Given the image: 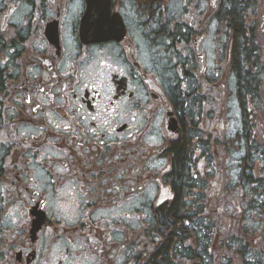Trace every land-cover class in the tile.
<instances>
[{"label": "flooded vegetation", "instance_id": "1", "mask_svg": "<svg viewBox=\"0 0 264 264\" xmlns=\"http://www.w3.org/2000/svg\"><path fill=\"white\" fill-rule=\"evenodd\" d=\"M239 1L235 30L227 0H0V264H264V0Z\"/></svg>", "mask_w": 264, "mask_h": 264}, {"label": "trees", "instance_id": "2", "mask_svg": "<svg viewBox=\"0 0 264 264\" xmlns=\"http://www.w3.org/2000/svg\"><path fill=\"white\" fill-rule=\"evenodd\" d=\"M228 1V5H229V18H230V24L232 26L233 29H238L239 26H241L243 24V16L241 15V13L239 12V10L244 6V2H241L239 0H227ZM240 2V3H239ZM243 10H241L242 12ZM243 14V12H242ZM238 39H242L244 42H242L240 45H238L239 43H237V49L236 52H239V55L242 54L244 55L247 59L242 60L241 62L247 66V64L250 62L248 60V56L247 53L249 52L248 47L246 46L247 42H249L246 38V33L241 30L240 33L238 34ZM238 56V55H237ZM244 81V79H243ZM186 148V144L184 141H179L177 143V147H176V153H175V171L178 174V178H177V186L183 190V192L185 193L187 189L190 188V178L187 174L188 172V168H187V162L189 159L188 157V151ZM175 205V204H174ZM174 207V206H173ZM185 211L183 206H179V208L176 209V213H179L182 215V213ZM185 217H187V215H185ZM172 219V217L170 218ZM188 220V219H187ZM184 229V226L182 227ZM179 230L176 229V232H178ZM168 242L165 243V245L162 247L163 249L165 248V246L167 245ZM169 250V249H168ZM167 250V253H168Z\"/></svg>", "mask_w": 264, "mask_h": 264}, {"label": "water", "instance_id": "3", "mask_svg": "<svg viewBox=\"0 0 264 264\" xmlns=\"http://www.w3.org/2000/svg\"><path fill=\"white\" fill-rule=\"evenodd\" d=\"M92 29L98 31V35L103 36L104 39L114 38L118 31V28L115 27H109V28L100 27L98 29L92 28V26H90V18L87 17L81 27V32H80L81 37L86 40L95 39V36L92 37L93 35Z\"/></svg>", "mask_w": 264, "mask_h": 264}]
</instances>
